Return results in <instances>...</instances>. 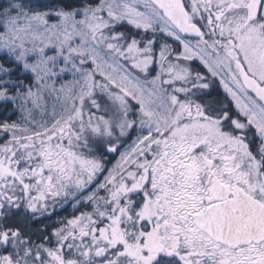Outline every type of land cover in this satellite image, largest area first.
Instances as JSON below:
<instances>
[{
  "label": "snow or ice",
  "instance_id": "6c2138e0",
  "mask_svg": "<svg viewBox=\"0 0 264 264\" xmlns=\"http://www.w3.org/2000/svg\"><path fill=\"white\" fill-rule=\"evenodd\" d=\"M0 264H264V0H0Z\"/></svg>",
  "mask_w": 264,
  "mask_h": 264
}]
</instances>
